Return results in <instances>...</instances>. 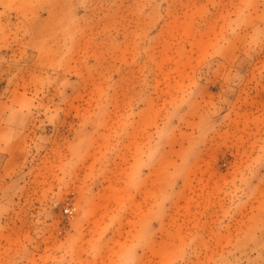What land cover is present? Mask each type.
Returning a JSON list of instances; mask_svg holds the SVG:
<instances>
[{
  "label": "rangeland",
  "instance_id": "obj_1",
  "mask_svg": "<svg viewBox=\"0 0 264 264\" xmlns=\"http://www.w3.org/2000/svg\"><path fill=\"white\" fill-rule=\"evenodd\" d=\"M0 264H264V0H0Z\"/></svg>",
  "mask_w": 264,
  "mask_h": 264
},
{
  "label": "built area",
  "instance_id": "obj_2",
  "mask_svg": "<svg viewBox=\"0 0 264 264\" xmlns=\"http://www.w3.org/2000/svg\"><path fill=\"white\" fill-rule=\"evenodd\" d=\"M66 212H71V210L70 209H66Z\"/></svg>",
  "mask_w": 264,
  "mask_h": 264
}]
</instances>
